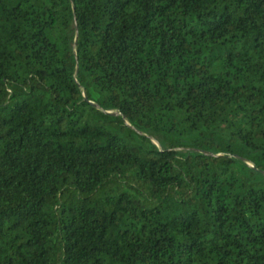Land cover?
Masks as SVG:
<instances>
[{"label":"trees","instance_id":"1","mask_svg":"<svg viewBox=\"0 0 264 264\" xmlns=\"http://www.w3.org/2000/svg\"><path fill=\"white\" fill-rule=\"evenodd\" d=\"M0 264H264V0H0Z\"/></svg>","mask_w":264,"mask_h":264},{"label":"water","instance_id":"2","mask_svg":"<svg viewBox=\"0 0 264 264\" xmlns=\"http://www.w3.org/2000/svg\"><path fill=\"white\" fill-rule=\"evenodd\" d=\"M85 100L87 101V95L84 94ZM92 106L98 108L95 104L91 103ZM107 115H111V116H118L116 113H111V112H106ZM127 126H129V124H127Z\"/></svg>","mask_w":264,"mask_h":264}]
</instances>
